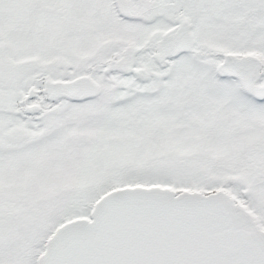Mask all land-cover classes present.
I'll list each match as a JSON object with an SVG mask.
<instances>
[{"label": "snow or ice", "instance_id": "1", "mask_svg": "<svg viewBox=\"0 0 264 264\" xmlns=\"http://www.w3.org/2000/svg\"><path fill=\"white\" fill-rule=\"evenodd\" d=\"M0 264H264V0H0Z\"/></svg>", "mask_w": 264, "mask_h": 264}]
</instances>
